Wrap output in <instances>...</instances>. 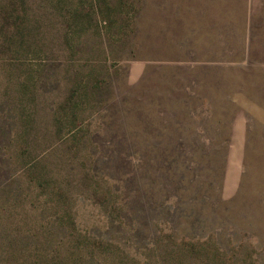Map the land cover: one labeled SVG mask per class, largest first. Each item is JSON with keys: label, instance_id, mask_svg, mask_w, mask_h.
<instances>
[{"label": "rangeland", "instance_id": "1", "mask_svg": "<svg viewBox=\"0 0 264 264\" xmlns=\"http://www.w3.org/2000/svg\"><path fill=\"white\" fill-rule=\"evenodd\" d=\"M0 264H264V0H0Z\"/></svg>", "mask_w": 264, "mask_h": 264}, {"label": "trees", "instance_id": "2", "mask_svg": "<svg viewBox=\"0 0 264 264\" xmlns=\"http://www.w3.org/2000/svg\"><path fill=\"white\" fill-rule=\"evenodd\" d=\"M121 208H124V205H123V207H121ZM121 223H124V220L122 221V217H121ZM125 225L129 226V228H130V230H131L132 232H137L138 227H139V228L141 227V224H139L138 227H135V226L132 227V226H130V225H128V224H125ZM158 239L160 240V237H158Z\"/></svg>", "mask_w": 264, "mask_h": 264}]
</instances>
